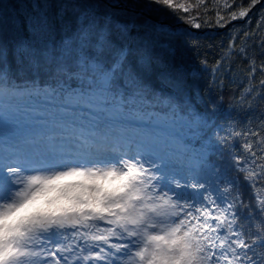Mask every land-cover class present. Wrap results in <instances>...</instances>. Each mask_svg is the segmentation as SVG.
Instances as JSON below:
<instances>
[{
    "label": "snow or ice",
    "instance_id": "6c2138e0",
    "mask_svg": "<svg viewBox=\"0 0 264 264\" xmlns=\"http://www.w3.org/2000/svg\"><path fill=\"white\" fill-rule=\"evenodd\" d=\"M151 4L193 7H143ZM128 8L62 0L57 17L73 20L57 32L46 14L31 18L33 39L14 45L15 68L0 47V118L23 129L0 142V264H264V136L249 128L255 150L247 140V155H232L249 203L214 160L218 143L241 133L185 98L175 49L156 51L133 19L143 13ZM196 19L187 22L200 28ZM150 28L171 38L163 23Z\"/></svg>",
    "mask_w": 264,
    "mask_h": 264
},
{
    "label": "trees",
    "instance_id": "16d2710c",
    "mask_svg": "<svg viewBox=\"0 0 264 264\" xmlns=\"http://www.w3.org/2000/svg\"><path fill=\"white\" fill-rule=\"evenodd\" d=\"M121 1L135 9V11L126 9L129 14L138 13V10L143 12V15L133 16V19L139 28V34L145 36L155 46L156 51H162L161 45L164 48L170 45L175 49L174 63L187 74L184 84L185 98H191L200 111L216 109L214 119L220 126L225 129L231 126L241 133L226 142L221 140L217 147L222 155H217L214 160L229 171L230 178L235 179L241 186L243 198L250 203L252 193L247 188L243 173L235 171L230 165L233 154L247 155L243 148L247 140L253 141V150H255V137L245 135L249 128L259 131L260 135L264 136V126H262L264 125V87L260 85V81L264 79V72L259 68L264 61V47L261 46V42L264 41V0H260L251 8L247 18L236 20H229V14L233 10H238V5L247 7L250 0H203L199 6H197L198 0H173L174 3L191 4L193 7L188 13L155 4L143 7L146 0ZM61 2L62 0H0V47L8 49V59L14 68L16 66L12 56L14 45L33 39L29 32L31 18L46 14L55 25L57 32L60 31L63 23L73 20L71 15L65 16L63 22L57 17ZM226 3L231 7L226 8ZM217 13L224 17L220 24L216 22ZM145 14L163 23L182 25L168 26L172 35L166 40L163 36L157 37L152 34L150 25L155 21ZM181 16L185 19H180ZM190 16L197 17L196 23L201 25L198 28L199 33L189 29L193 27L187 22ZM116 18L124 19V16ZM222 28H224L222 31H216ZM233 41V47L230 49V43ZM242 51L246 53L247 59L242 55ZM253 58L257 65L254 76L249 71V60ZM217 61H220V67L213 73ZM153 83L165 92L171 91L163 88L160 81L155 78ZM248 88H251L252 92L245 94ZM3 128L8 134L23 131V129L8 128L4 120Z\"/></svg>",
    "mask_w": 264,
    "mask_h": 264
},
{
    "label": "rangeland",
    "instance_id": "374dc122",
    "mask_svg": "<svg viewBox=\"0 0 264 264\" xmlns=\"http://www.w3.org/2000/svg\"><path fill=\"white\" fill-rule=\"evenodd\" d=\"M133 1H137V0H133ZM120 4H123V1L120 0ZM124 4H125V3H124ZM129 8L135 10L134 8H131V7H129ZM138 11H140V10H138ZM145 15H148V14H145ZM149 16H151V15H149ZM151 17H153V16H151ZM153 18H154V17H153ZM245 18H247V17H244V19H245ZM149 19H150V18H149ZM151 20H152V19H151ZM153 21L160 23L159 20H157V19H155V18H154ZM188 28H189V27H188ZM189 29H190L191 31H194V29H198V28H195V27L193 26L192 28H189ZM1 135H2V134H0V136H1Z\"/></svg>",
    "mask_w": 264,
    "mask_h": 264
},
{
    "label": "water",
    "instance_id": "95a60500",
    "mask_svg": "<svg viewBox=\"0 0 264 264\" xmlns=\"http://www.w3.org/2000/svg\"><path fill=\"white\" fill-rule=\"evenodd\" d=\"M148 18H150V19H152V20H154V18L153 17H151V16H149V15H146ZM178 25H180V24H176V25H174V26H178ZM224 28H222V29H218L217 31H222Z\"/></svg>",
    "mask_w": 264,
    "mask_h": 264
}]
</instances>
